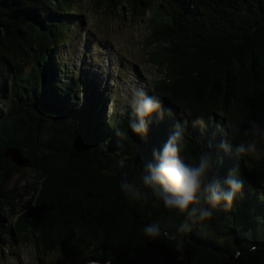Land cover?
I'll return each mask as SVG.
<instances>
[{"label":"trees","instance_id":"16d2710c","mask_svg":"<svg viewBox=\"0 0 264 264\" xmlns=\"http://www.w3.org/2000/svg\"><path fill=\"white\" fill-rule=\"evenodd\" d=\"M72 1L0 0V231L78 264H264V144L259 161L234 153L251 121L264 128V0H80L108 14L148 16L146 56L156 77L147 92L171 117L153 119L143 138L128 128L127 106L106 115L111 92L97 74L87 66L67 74L59 48L68 24H78ZM198 118L206 124L195 125ZM177 122L188 141L182 158L210 156L207 184L215 178L223 187L229 170L244 182L232 206L221 203L207 224L199 210L191 218L165 210L140 179ZM13 147L36 174L31 185L11 184L24 167L6 155ZM125 178L144 198L120 189ZM153 222L183 247L163 236L148 240L142 229ZM185 222L191 231L181 233Z\"/></svg>","mask_w":264,"mask_h":264},{"label":"clouds","instance_id":"9594fccd","mask_svg":"<svg viewBox=\"0 0 264 264\" xmlns=\"http://www.w3.org/2000/svg\"><path fill=\"white\" fill-rule=\"evenodd\" d=\"M127 97V107L132 112V116L128 120V128L137 136L143 138L147 135L153 119L156 123H160L165 118L171 117V109L164 108L163 99L156 95H149L145 88L139 84L131 85ZM193 123L195 125L206 124L203 119L199 118ZM229 127L236 132L240 131L236 123L230 124ZM250 129V131H243L245 139L236 144L234 153L259 161L262 156L257 145L264 144V128L260 127L259 122L251 121ZM187 143L185 127L182 123L177 122L163 144L159 148H153V162L142 164L140 179L143 186L151 189L162 202L165 210L187 214L190 218L195 217L199 210V222L207 224L212 219L213 210L221 203L225 208L232 206L236 196L243 192L244 182L238 178L234 170H229L226 178L223 179V187L221 181L215 178L211 184H207L206 175L210 156L208 153H202L198 160L186 162L181 153ZM219 148L225 152L232 151L230 145L224 141L220 142ZM119 187L131 199L144 198L140 189L135 184L129 183L126 178L122 180ZM155 206L159 207L160 205ZM190 208L191 212H189ZM179 231L188 233L191 229L185 222ZM142 232L150 241H155L163 236L174 241L177 249L183 247V239H177L175 234L169 235L166 231L162 232L155 222L145 225Z\"/></svg>","mask_w":264,"mask_h":264},{"label":"rangeland","instance_id":"374dc122","mask_svg":"<svg viewBox=\"0 0 264 264\" xmlns=\"http://www.w3.org/2000/svg\"><path fill=\"white\" fill-rule=\"evenodd\" d=\"M71 9L80 15L78 24H68L65 45L59 48L61 59L68 64L67 74L73 72L77 76L87 66L89 76L97 74L100 86L111 92L104 109L106 115H119L127 106L131 85L139 84L148 91V81L156 77V69L148 64L146 56L153 50L147 45L148 16L134 17L123 9L108 14L103 8L80 0H73ZM22 168L11 180L17 188L31 185L36 177L32 170ZM26 193H23L22 204L29 199L30 191ZM3 231H0L3 239L0 264H78L59 259L55 253H38L31 244L19 246L9 241Z\"/></svg>","mask_w":264,"mask_h":264},{"label":"water","instance_id":"95a60500","mask_svg":"<svg viewBox=\"0 0 264 264\" xmlns=\"http://www.w3.org/2000/svg\"><path fill=\"white\" fill-rule=\"evenodd\" d=\"M6 155L18 166H24L26 164V160L21 157L20 151L15 147L8 149Z\"/></svg>","mask_w":264,"mask_h":264},{"label":"built area","instance_id":"2783aa9c","mask_svg":"<svg viewBox=\"0 0 264 264\" xmlns=\"http://www.w3.org/2000/svg\"><path fill=\"white\" fill-rule=\"evenodd\" d=\"M155 68V67H154Z\"/></svg>","mask_w":264,"mask_h":264}]
</instances>
